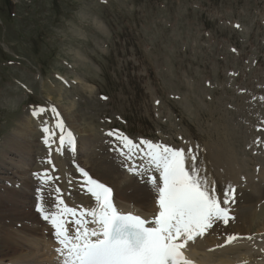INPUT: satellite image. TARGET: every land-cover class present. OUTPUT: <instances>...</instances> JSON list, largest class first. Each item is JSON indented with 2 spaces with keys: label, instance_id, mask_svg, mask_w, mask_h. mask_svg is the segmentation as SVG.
<instances>
[{
  "label": "rangeland",
  "instance_id": "rangeland-1",
  "mask_svg": "<svg viewBox=\"0 0 264 264\" xmlns=\"http://www.w3.org/2000/svg\"><path fill=\"white\" fill-rule=\"evenodd\" d=\"M56 75L72 82L64 85ZM60 101L74 104L76 119L89 122V132L71 125ZM37 104L55 106L68 129L79 131L76 157L81 164L91 161L98 175L110 176L102 173V162L120 164L121 176L128 172L125 157L105 150L103 139L113 129L185 150L190 142L191 150L202 149L219 134L247 167L235 166L241 180L253 188L250 182L260 175L262 189L264 0H0L2 195L6 187L24 186L15 165L21 152L13 143L21 142L15 130L26 118L33 137L23 143L35 145L32 155L23 153V162L32 165L24 177L33 181L30 171L48 164L34 156L46 154L39 123L29 113ZM38 117L41 124L50 121L46 114ZM116 142L125 143L120 137ZM31 188L34 201L26 211L0 215L1 223L44 225ZM246 203L237 197L234 206ZM258 215L264 216V205Z\"/></svg>",
  "mask_w": 264,
  "mask_h": 264
},
{
  "label": "bare ground",
  "instance_id": "bare-ground-1",
  "mask_svg": "<svg viewBox=\"0 0 264 264\" xmlns=\"http://www.w3.org/2000/svg\"><path fill=\"white\" fill-rule=\"evenodd\" d=\"M58 77L65 79L64 77ZM61 101V110L71 122V125L82 132H89L91 125L86 120H80L83 126L78 125V122L79 124L81 122L76 119L78 114L75 112L74 104L68 107L63 105L64 103L62 104ZM31 115L37 116L33 112ZM38 126L41 127L40 124ZM31 130L32 126L29 118H26L24 123H18L15 130V132L17 131L16 134L20 136L21 142L13 144L19 148L18 151L21 153L18 155L19 164H14L17 166V172H21L19 174L24 186L20 185L22 190L6 187L4 194L0 193V215L4 218H12V215L16 214L17 211L19 212V208H24V211H26L25 208L34 201L27 192L28 189L32 191L31 186L33 187L34 182L24 177V174H27L32 165L23 162L24 157H26L23 156V153L26 155L31 153L32 155L34 150L35 144L33 142L23 143L25 138L33 137ZM77 132L79 136L80 133ZM220 136L217 134L215 138L205 141L206 146L204 148L194 147L190 155L189 152L184 153L180 158L171 157V154L160 151V158L154 159L151 155L153 148L150 153L146 151L138 159L132 160V158L124 156L127 162L124 160L122 165L127 164L129 168H133L132 172H127L124 176H121L123 172L120 169L121 165L118 163H111L110 167L103 162V164L101 163V169L104 166L102 173L109 174L108 177L95 173L91 167V161H85L83 164L93 173L94 177L112 187L113 198H116L113 213L131 211L151 218L161 212L163 204L168 203L173 196L170 185H165L168 182L161 179L162 165L170 158L175 159L176 162H181L186 168L187 180H175L174 183H184L191 187L199 200L205 201L209 213L208 218H203L197 211L184 208L185 217L171 230L172 236L175 237L176 242L185 251L186 264H264V216L258 215L264 205H262L264 188L261 189L260 187L262 178L260 175H255V178L250 182L253 188H250L247 182L245 184L241 180L239 170L236 167H239L241 171L246 170L247 167H244L245 164L242 163L239 157L233 156L232 149L225 144V141H220ZM122 138L123 140H121L125 143L120 146L116 142V145L127 147V136L123 135ZM80 149V145L77 144L76 152L78 153ZM55 150L57 152V149ZM52 157L57 166L56 173L59 174L60 178L59 183H56L60 184L59 187L62 188L65 199L69 202L65 206H73L69 197L66 196V192L69 185H74L76 189L70 192L80 204V209L76 207L73 209L80 211L82 216L89 214L87 224L80 225V229H77V225H74L72 233L78 231L81 238L91 241L102 210H98L96 205H92L88 193L84 192L83 183H69L66 175L72 173L71 170L63 162L57 160L55 154ZM68 157L70 155L65 158V162ZM7 172L11 171L8 170ZM52 187L54 188V185ZM242 187L245 188V192ZM248 187L250 190H254L255 194L247 192ZM221 193H225L224 197H221ZM41 194L42 192H40ZM51 194L45 193L43 196L44 211L56 210V206L55 208H48L50 205L57 204L55 197L52 198ZM237 197L239 200L247 198V203L242 207H235ZM218 199L221 201V210L216 212L214 208L218 205ZM36 202L38 200L34 202L35 205ZM8 203H11V205L8 206ZM15 207L18 209H15ZM73 209L71 208L72 212H74ZM15 210L17 211L15 212ZM58 210L61 211V209ZM224 214H230V220L225 219ZM257 216L261 218L258 219ZM21 220H18L19 223ZM217 220H221V224H213V227H211V223ZM14 222L8 220L3 224L0 221V264H58L62 250L55 243L54 234L48 224L41 227L40 224L33 225L32 222L30 225H23V223V227L18 229L16 227L17 223ZM76 239L77 237L73 238L74 241Z\"/></svg>",
  "mask_w": 264,
  "mask_h": 264
}]
</instances>
